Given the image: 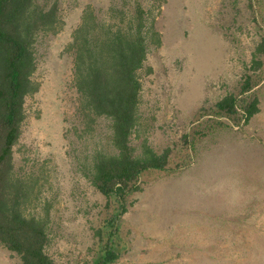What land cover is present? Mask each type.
Masks as SVG:
<instances>
[{
	"label": "rangeland",
	"instance_id": "rangeland-1",
	"mask_svg": "<svg viewBox=\"0 0 264 264\" xmlns=\"http://www.w3.org/2000/svg\"><path fill=\"white\" fill-rule=\"evenodd\" d=\"M135 1L151 27L129 145L166 163L118 202L86 174L95 152L116 148L110 120L79 109L67 45L87 6L102 20L110 6L127 18ZM34 2L55 5L60 24L34 37L37 89L24 98L13 162L32 186L26 212L48 211L53 262L92 264L107 245L117 254L108 264H264V0ZM227 96L233 113L216 107ZM0 264L20 261L0 245Z\"/></svg>",
	"mask_w": 264,
	"mask_h": 264
},
{
	"label": "trees",
	"instance_id": "trees-1",
	"mask_svg": "<svg viewBox=\"0 0 264 264\" xmlns=\"http://www.w3.org/2000/svg\"><path fill=\"white\" fill-rule=\"evenodd\" d=\"M108 11L111 16L102 20L87 6L67 50L73 57L79 109L86 116L110 120L116 148L113 154L95 152L86 174L105 196L114 195L118 202H123L127 194L138 190L141 172L164 168L166 157L152 151H147V157H138L129 145L138 119L141 88L138 70L146 58L149 19L138 1L127 18L116 16V12L122 11L115 6ZM58 24L55 5L44 8L34 0H0V245L15 253L20 264H55L45 251L49 239L48 211L26 212L32 186L16 175L13 146L25 117L24 98L37 89L31 78L34 37L39 32H56ZM249 79L247 76L241 85L242 92L250 90ZM235 102V97L227 96L216 107L233 113ZM256 103L255 98L244 103L246 117L257 111ZM116 256L105 245L101 257L92 264H108Z\"/></svg>",
	"mask_w": 264,
	"mask_h": 264
}]
</instances>
